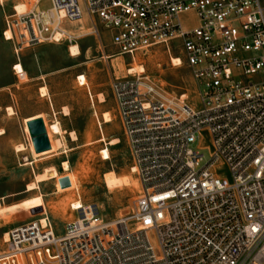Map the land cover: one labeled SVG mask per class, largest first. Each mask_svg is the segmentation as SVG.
Here are the masks:
<instances>
[{
    "label": "built area",
    "instance_id": "2783aa9c",
    "mask_svg": "<svg viewBox=\"0 0 264 264\" xmlns=\"http://www.w3.org/2000/svg\"><path fill=\"white\" fill-rule=\"evenodd\" d=\"M12 9L1 34L16 56L35 45L80 48L106 32L116 56L177 51L196 103L166 96L144 73L112 77L141 190L134 209L104 220L79 201L55 234L42 208L7 232L0 264H264V0H33Z\"/></svg>",
    "mask_w": 264,
    "mask_h": 264
},
{
    "label": "rangeland",
    "instance_id": "374dc122",
    "mask_svg": "<svg viewBox=\"0 0 264 264\" xmlns=\"http://www.w3.org/2000/svg\"><path fill=\"white\" fill-rule=\"evenodd\" d=\"M32 1L2 0L3 8L0 7V86L10 79L8 71L16 61L14 45L5 42L2 38L3 17L5 14L11 13L13 5L19 3L27 5V10H29ZM43 6L46 7L45 2ZM21 7L24 8L22 4H19L16 9ZM193 24V21L185 23L186 26ZM78 43L80 55H74L72 47L76 44L70 45L68 49L65 43L60 44L59 48H48L45 53H42L47 58L42 61L45 70H54L60 67L62 55L64 56V71L48 77L46 84L56 98V107L65 106L67 108L63 109V114L68 115L69 113V115L66 117L60 115L58 120L63 131L70 130V133H75L77 138L75 142L71 138L70 142L64 134L65 139H63L62 132L60 136L54 137L50 129L52 123H48L47 132L51 149L47 152L34 154L25 121L23 124L16 121L13 125L6 126L5 131L0 129L3 132L1 135L3 138L5 132V138H9V136L11 138L0 140V170L15 171L16 178L24 177V182L30 181L31 168L25 167L28 166L26 163L30 161L26 160L23 155L26 153L24 142L28 141L29 151L36 158L58 150L65 151L66 155H62L61 160L67 163L68 169L64 172L61 171V174L72 175L75 184L72 189L61 193L62 195L55 200H42V198L41 200H0V205L7 211L6 218L0 220V250L7 247L2 242L3 234H7L12 227L22 221L41 218L42 207L45 208L55 234H61L63 225L76 218V214L70 210V205L77 201L82 204L95 205L104 220H112L130 214L134 209L141 190L135 173L130 171L132 168L130 155L122 136L119 120L116 117L109 83L112 77H126L131 68L140 66L144 70V75H148L151 80L158 83L166 96L180 98L181 95H185L188 102L196 103L195 85L189 70L184 65L173 66L170 63V59L179 57L177 51L171 52L170 57L161 48L146 54L138 53L133 58L127 55L116 56L117 51L115 47L111 46L109 34L106 32L101 34V42L90 35L82 38ZM23 50L29 49L24 48ZM134 73L139 74L138 72ZM77 76L84 78V83H86L84 86L77 83ZM101 98L105 101L104 103H100ZM10 113L8 111V114ZM103 113H108L111 116L110 124H103ZM203 136L202 146L209 147L210 143L206 135ZM113 138L118 140V144L107 147L106 144ZM57 140H60L61 143L59 147L56 144ZM18 146L22 147L20 151L16 149ZM104 148L107 149L108 160H103L99 154ZM202 152L208 158L209 150L205 149ZM41 169L42 166L38 164L35 172L39 173ZM220 170L219 173L222 176L229 178L228 170L225 168ZM111 171L118 177L128 178L130 184L127 187L114 188L109 191L103 182V177ZM134 183H137V186H134ZM4 191L6 190L0 187V193ZM20 201H23L21 205L12 206ZM6 261L5 264H11V260Z\"/></svg>",
    "mask_w": 264,
    "mask_h": 264
},
{
    "label": "crops",
    "instance_id": "0c3cea01",
    "mask_svg": "<svg viewBox=\"0 0 264 264\" xmlns=\"http://www.w3.org/2000/svg\"><path fill=\"white\" fill-rule=\"evenodd\" d=\"M59 45L43 44L20 48L16 61L8 71L10 79L7 83L0 86V129L5 131L6 126L9 127L16 121L23 124V121L27 123L41 118L46 130L48 123H58L62 132V138L65 139V136L63 137L64 134L71 142L69 137L70 130L68 132L63 131L58 120L60 115L66 117L69 113L68 115L63 114L65 106L56 107V98L46 84L48 77L58 75L64 71V56L62 55L61 59L62 65L54 70H45L42 62L44 59L47 60L46 55L44 56L42 53H45L48 48H59ZM24 48H28L29 50H23ZM17 65L21 66L25 75L24 79H20L14 70V67ZM43 88L46 90L45 96L40 94V90ZM8 111L12 114H8ZM5 135L4 138L0 136V140L11 139L10 136L9 138H5ZM47 135H49L48 132ZM12 138L15 137L12 136ZM27 142H24V151L26 153L23 155L26 157V160L30 161L28 166L25 167L31 168L32 177H30V181L24 182V177L16 178L15 171L5 172L4 170H0V187L6 190L0 193V200H41V198L42 200H55V198L62 195L61 193L67 192L58 189L59 185L57 181V179L66 176L61 174V171H63L62 164L65 163L61 158L62 155H66V152L58 150L57 152H50L45 156L36 158L29 151ZM38 164L42 166V169L39 173H36L35 169ZM37 177L41 179L38 181L36 180ZM30 184H34L35 187L32 190H27V186ZM37 195L39 196L36 197ZM21 203L23 201L15 203L12 206H19ZM6 216V209L0 205V220L6 218Z\"/></svg>",
    "mask_w": 264,
    "mask_h": 264
},
{
    "label": "bare ground",
    "instance_id": "6f19581e",
    "mask_svg": "<svg viewBox=\"0 0 264 264\" xmlns=\"http://www.w3.org/2000/svg\"><path fill=\"white\" fill-rule=\"evenodd\" d=\"M19 4H22L24 6V8L21 7L19 9H16ZM19 4L13 5L14 9H12V12H16V13L20 14V13H23V12H25L27 10V5H25L24 3H19ZM85 34L87 35V34H89V32L83 33V35H85ZM72 44H74V43H72ZM69 46L70 45H68L67 48ZM72 48H73V51H74V55H80V49L77 46H73ZM68 49H67V51H68ZM171 60H172V63H173L174 66H179L180 65V63H179L177 58L171 59ZM14 70L16 71V73L18 74V76L20 78H24L25 75H24L23 70H22L20 65L15 66ZM129 72L130 73L138 72L139 74H142V73H144V70H143L142 67L138 66L136 68L135 67L131 68V70H129ZM78 83H80L81 86H84L86 84V83H84V78L82 76H80L78 78ZM40 93H41L42 96H45L46 95V90L43 88V89L40 90ZM181 96L183 98H185V95H181ZM99 101H100V103H104L105 102L102 98ZM11 114L12 113H10V115ZM102 119L104 120L103 124H110V122L112 121L111 116L108 113H103L102 114ZM50 129H51V131H52L54 136H60L61 135V130H60V127H59L58 123L55 122L54 124H52ZM2 134H3V132L0 131V136ZM70 138L72 139L73 142H75V140L77 139L76 136H75V133H70ZM56 144L59 147L60 144H61L60 140H57ZM117 144H118V140L116 138H113V139L110 140L109 143L106 144V146L107 147H111V146H115ZM21 148H22L21 146H18L16 149H17V151H20ZM99 154L102 156L103 160H108L109 159V155L107 154V149L106 148L102 149ZM26 164H28V163H26ZM67 169H68V166H67V163L65 162V163L62 164V170L63 171H67ZM130 171L133 172V169L131 168ZM65 177H67L69 179L70 185H69V187L64 188V189L60 188V186H59L58 187L59 190L61 189L62 191H68V190L72 189V187L75 184V179H74V177L72 175L67 174ZM40 179H41L40 177L36 178V180H38V181ZM59 179H57V181ZM103 182H104L106 188L109 191H112V189H114V188L125 187V186L127 187V185L130 184V180L128 178L126 179L125 177L124 178L118 177L112 171L108 172V173H106L104 175ZM134 186H137V183H134ZM34 187H35L34 184H30V185L27 186V190H32V189H34ZM79 204H80L79 201H77L76 203L73 204V207L76 208V207H78ZM42 208H44V207H42ZM42 224H43V222H42ZM6 240H7V234L5 233V234H3L2 242H5Z\"/></svg>",
    "mask_w": 264,
    "mask_h": 264
},
{
    "label": "water",
    "instance_id": "95a60500",
    "mask_svg": "<svg viewBox=\"0 0 264 264\" xmlns=\"http://www.w3.org/2000/svg\"><path fill=\"white\" fill-rule=\"evenodd\" d=\"M26 127L35 154H40L51 149L46 129L41 118L27 122ZM58 184L62 189L70 185L67 177L60 178Z\"/></svg>",
    "mask_w": 264,
    "mask_h": 264
}]
</instances>
